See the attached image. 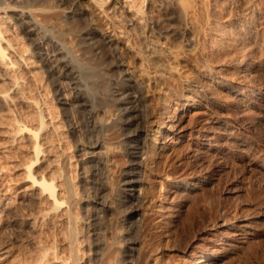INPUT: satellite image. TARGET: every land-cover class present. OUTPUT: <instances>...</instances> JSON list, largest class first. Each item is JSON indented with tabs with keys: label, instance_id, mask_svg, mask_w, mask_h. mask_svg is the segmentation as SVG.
Here are the masks:
<instances>
[{
	"label": "bare ground",
	"instance_id": "6f19581e",
	"mask_svg": "<svg viewBox=\"0 0 264 264\" xmlns=\"http://www.w3.org/2000/svg\"><path fill=\"white\" fill-rule=\"evenodd\" d=\"M15 8L21 9L19 15H16L17 13L15 14L12 10ZM172 11H174L178 17V25H176L175 28L179 31L181 30L183 33L189 30L192 32L194 39L192 38L193 41L191 46L188 44L187 46L179 40L177 41L176 38H172V36L169 38L165 36L162 37L158 31L155 30V25L158 24L164 26L168 30L172 27L169 24V21L173 19ZM101 14L106 19V23L109 25L113 34H118V36L124 34L125 38L123 40H121L123 36L122 38L116 39L115 35L112 36L107 32V29L102 25L105 19H101ZM70 15H77V18L73 20L74 25H76L74 28L72 27V29L67 28V24L65 23V21L70 18ZM34 22H37L36 24L38 25L43 24L44 26L48 24L59 26L63 30L66 27L68 30L65 35L70 36L69 38H71V36L74 37V32L76 30L78 32L79 30L82 33L79 47H84V52L89 53L91 58H98L100 55L106 56L102 59L100 65L103 66L107 72H111V70L115 68H117L116 70L123 68V71L125 70L126 72H124V74L131 76L130 79L123 78L122 80L121 78L119 85L111 90L112 92L110 91V94L115 97L116 100L115 101L113 98L112 101L114 102L112 103L114 108L120 112L124 111L115 124L116 126L120 125L122 131H125L126 137L134 142V145L129 144V148L132 149L133 152H127L133 156L138 154L143 137L151 141L149 150L150 155H147V161L144 167L147 169L148 175L154 172V174H156L157 170L155 171L153 168L156 164L160 165V157L166 151L168 142L171 141L174 136L183 139L186 136V132H189L187 135L196 138L195 147H193V150L190 152L192 160L196 163L205 158L206 155L208 157V154L227 157L230 155V145L233 143L243 144L245 142L241 137L242 135L240 136L234 127L235 125L244 127L243 125L246 123L244 124L243 119L245 121L246 118L242 119V117L246 114L248 115V109L257 108L260 110L253 119V127L256 128L264 123V0H171L168 3L167 0H88L87 2L84 0H0L1 111H6L9 107L11 109V105L14 102H18L24 105L23 107L25 108L36 107L39 112H42L41 108H38L39 106L37 107V105L40 104L35 101L38 98L35 97L36 95L34 96L35 92L32 95L27 91L28 96H26V89L31 87L32 84L34 85L36 83L35 85H37L40 81H35L38 76L36 77L33 73L35 64L33 60L32 62L30 60L31 58L28 55L29 50L21 47V43H18L19 38L17 39L15 36L16 28H20L21 33L30 40V32L34 31L30 30V27L32 25L34 26ZM82 22H85V26H83ZM61 39L55 41H62ZM46 41L53 43L54 39L47 38ZM52 45L54 46L53 52L57 55V58L54 59L61 63V70L62 68L64 69L62 75L66 76L68 73H75L77 69L72 67L73 65L71 62L63 61L64 59L61 60L58 58L59 55L64 54L63 50L61 51L60 48L54 44ZM36 46L35 44L34 48H36ZM37 51L35 54H40ZM47 55L49 56V53H47ZM88 73L89 71L87 74ZM103 73L105 74V72ZM91 75H93V72H91ZM108 80L112 82L115 79L109 77ZM73 85L75 86L73 88L75 95L72 101H75L78 106L82 107L81 112L84 113L83 111L85 110L83 109H86V97L88 96H86L87 94L85 93L86 95L84 97L82 93L83 90L80 92L81 89L77 88L78 81H74V78ZM152 86H157V89H159L157 90L158 92L164 90V95L167 99L171 98L170 95L172 93H181L186 96V103L181 107L180 115L177 114L178 117H176L175 114L174 121H171L169 118L171 124L166 125L169 119L166 121V118H164L168 108L165 101V103L159 101L162 102V104H158L160 106L158 109H156L158 106L155 104V110H158L159 114L158 117L149 115L147 116L148 119H146L144 123H141L142 121H140L139 115L142 110V104L145 102L146 98L143 91L146 90V93L150 94V87ZM36 88H34L35 91ZM173 94L172 96H175ZM30 96H34L36 99L33 100L34 97L32 98ZM123 105L125 107H123ZM149 106L153 107L154 105ZM36 109L34 110L36 111ZM112 111L113 108L110 107L108 113L110 114ZM47 112L49 113V110H47ZM86 112L87 111H85V113ZM45 113H36V116L25 118L26 120L21 115L24 120L21 122L17 121L21 118L16 120H14L15 118L13 120L11 118L10 121H7L9 119L6 118H0L2 120L0 121L1 139H3L2 136H4L10 147L22 144V146L19 147L20 150L25 149L30 155V158L27 157L29 160L23 161L21 165L23 179L20 178L21 183L20 185L18 184L19 187L15 189L16 191H13L14 196L9 195V192H5L6 190L0 191V264H85L84 262H86L84 261L86 256L82 254L83 250L82 252L80 250L82 249L80 248L82 243L85 241L83 239L84 237L80 238L81 228L79 229V223L83 219H80L81 217L78 216V214H80L78 213V211H80L78 210V206H80L82 202V199H80L82 197L79 198L80 194L78 193L79 195H77L78 191L75 189L76 183L73 182V174H71L73 172H70L72 164L71 169H69L71 156L65 155V147L60 149L59 147L61 145L56 146L55 142H53V135H55L57 131L55 129L56 127L52 124L54 119H50L52 120L50 121L49 118L51 115L49 117V114L46 113L45 115ZM150 114L152 115L153 113L150 112ZM188 114V117L193 119L194 123H191V120L187 121V123H190L187 127H180V125H178L177 132H174L173 130L177 126L175 122L177 121V123H180ZM30 115H32V113ZM13 116H15V114ZM89 116V119L87 118V132L90 133L91 137H89V140H91L95 134H98V132L101 133V131L103 132L102 127L103 129L107 127L104 128V126H101L100 129V127H98L100 123L96 124L97 122L93 120L95 116ZM25 117L27 116L25 115ZM189 118L188 120H190ZM5 119L6 121H4ZM1 122H5L6 124L4 123V126H1L3 125ZM116 126L114 125V127ZM183 126L185 125L183 124ZM248 126L249 125H247V127ZM111 130L112 129H110V132ZM170 132L173 133L172 137ZM114 133H116V131H114ZM110 135L109 138L112 139L113 134ZM109 138H99L98 136L95 140L92 139L88 142V147L107 148L108 145H110L112 147L109 146L107 149L115 148L113 142L110 141ZM56 143L58 144L59 142L56 141ZM110 151L109 153H111L112 156L115 155L113 154L115 152ZM19 152L21 153V151ZM115 160L113 161L114 163L112 162L114 167L117 166V162H119L120 159H117V162ZM189 160L191 161V159ZM101 162L102 161H100V163ZM109 162L107 163L109 164ZM188 163V166L191 165ZM257 164L264 169L263 159L262 161H258ZM198 165L200 166V163ZM18 166L21 167L20 165ZM95 166H91L90 168H93V171L92 173L91 171L89 172L93 178L91 184L93 185L92 190L94 194L90 197L89 192L88 196L91 198L92 202L101 206V211L106 212L109 205L107 204L108 201L103 200V198L108 193L110 186L113 188L114 182L112 181H114L116 177L112 179V176H109V172L111 171L109 169L110 171L105 173L106 176L108 174L107 181H105L106 176L103 177V172L100 173V170L103 169L99 167L100 165L97 166L99 168ZM19 169L20 168H18V170ZM209 169L210 167L208 171ZM114 170L116 171V168H114ZM113 171L110 173H113ZM135 174L137 173L134 171L124 172L123 185H127L130 188L140 183V181L134 179ZM203 182H205V180L203 181L202 177H199L197 174L189 180L179 181L175 187L180 191L192 192L196 191ZM219 187L220 186L217 188ZM112 188L111 190H113ZM129 210L130 214H134L139 211V208L133 204ZM170 210L173 211V209H169V211ZM160 218L162 219L161 216ZM168 218L169 216L167 219ZM225 219H220V222H214L215 225H213L212 228L203 230L205 233H203L204 238L208 240L206 242H211V244L214 242V237L219 234H224L223 230H227L224 231L225 235L222 237L225 244L221 241L223 243V246H221L222 248L211 254H204V259L201 261H198L200 255L196 254L194 257L195 260H197L196 264H213L217 257H219V254L225 255L228 253L227 251L229 250L225 247L234 249L236 243L244 244L247 241V236L253 235L254 224L252 225V222L248 219L243 218L238 220L237 218L238 221L235 223H233L234 221L228 222L229 220L227 221ZM114 220L117 223V219L115 218ZM111 224L112 221L108 226L110 227ZM81 226L82 225H80V227ZM95 227L92 229L95 231L93 234L98 235L100 232L98 233L99 230ZM9 228H11L12 231H17L19 234V236H17L14 232L16 234L15 236H17L16 240H13V233V235H11L13 239L8 235L12 232L7 233V229ZM115 231L113 234L117 233V231ZM21 237L27 239L26 241L24 238L27 242L26 248V245L24 248L18 245V247L16 245L14 246ZM204 238H201V240ZM80 239H83L82 243ZM113 239H117L118 241L116 237H113ZM136 241L137 240L131 241L130 244L136 245L138 243ZM96 242L95 245L100 246L98 241ZM142 243L144 242L142 241ZM116 244L118 245V242ZM109 245L112 247V245L115 244L110 243ZM246 245L248 247L249 242H247ZM144 246L147 247L148 244ZM116 247H113L114 250L106 247L108 253H106V250L103 252L106 258L105 260H101L102 264L119 263V259H116ZM133 249L134 248H130V250ZM140 249V251H142L143 248L140 246ZM150 249L154 250L151 247ZM158 250L155 251L158 253ZM155 251L152 254V258L153 255L157 254ZM113 252H115V254ZM145 252H143V254ZM150 252H146V257L150 258L148 256V254L151 256L152 252ZM104 255L102 258H104ZM141 257L145 258L144 255ZM153 260L155 261V259ZM157 260L160 261V258L158 259L157 257ZM154 264H156V262H154Z\"/></svg>",
	"mask_w": 264,
	"mask_h": 264
},
{
	"label": "rangeland",
	"instance_id": "374dc122",
	"mask_svg": "<svg viewBox=\"0 0 264 264\" xmlns=\"http://www.w3.org/2000/svg\"><path fill=\"white\" fill-rule=\"evenodd\" d=\"M84 1L87 2L88 0H84ZM170 1L167 0V3ZM12 10L15 12V14L17 13L16 15H19L21 12L20 8H15ZM172 12H173V16H172L173 19L170 20L171 23L169 21V24L172 27L168 30L164 26L158 24V25H155V30L158 31V33L162 37L165 36L166 38H169L172 36V38H176L177 41L179 40L181 43H184L186 45L188 44L189 46H191L192 41H193L192 38L194 37L192 35V32L189 30L186 33H183L181 30L180 31L177 30V28L175 27L176 25H178L177 23L178 17L176 16L177 14L174 11ZM100 17L103 20L105 19L102 14L100 15ZM76 18H77V15H70V18H68V20L65 21V23L67 24V28L72 29V27L73 28L75 27L76 24L74 25L73 20ZM36 23L34 24V26L32 25L30 27V30H34L33 32H30V40H28L27 36H24V34L21 33L20 28L19 29L16 28L15 36L17 37V39L19 38L18 43L19 44L21 43L22 45L20 46L25 48L26 50L27 49L29 50V52L28 51L27 52L31 58L30 60L31 62L33 60L35 64L33 68L36 73L34 72V70H33V73L35 74L36 77L38 76L37 77L38 79L35 77L36 78L35 81H40L37 84L38 86L35 85L36 83L34 82L35 87L32 84L31 85V87L33 86L32 88L29 87L26 89V93H27L26 96H28V92L29 94H32V95L35 92L34 96L36 95L35 97H38L37 98L38 100L34 96H30V97L32 98L34 97L33 100L36 99L35 100L36 103L39 102L38 104L40 105H37V107L39 106L38 108H41L42 112H39L38 109H36V107L35 108L26 107L25 108L23 107L24 105L18 102H14L15 104L17 103L18 104L15 105L13 103L14 105L13 104L11 105V109L10 107L6 109V111L4 110L1 111L0 109V118L2 117V119L4 118L9 119L7 121H10L11 118L12 120L14 118H15L14 120L21 118L17 120L21 122V121H24L22 117H24V119L25 118L27 119V118H31L36 113L43 114L46 112L47 114H49V117L51 115L49 120L54 119L53 120L54 122L52 120L50 121H52L53 126L56 127L55 129L58 132L54 130L56 131V134L53 135V138H54L53 142H55L56 146L61 145L59 147L60 149H63L65 147L66 149L65 151L67 153L64 151L63 152L65 153V155H68L69 157L71 156L70 157L71 163L69 162L70 163L69 169H71V164H72V169L70 170V172H73L71 174H73L72 175L73 182L76 183L75 189L78 191L77 195L79 194L81 195V196L79 195V198L82 197L80 198L82 199L81 200L82 202L80 206H78L80 208V209L78 208V210H80L78 211V213H80L78 214V216L81 217L80 219H83L80 221V223H83V224L79 223V229L81 228V231L80 230L79 231H80V234L82 235V237L80 235V238L84 237L83 239L85 240L82 243L83 239H80L82 243V245L80 243L81 245L80 248H82L80 250L81 252L83 250L82 254L86 256L84 258V261H86L87 263L86 262L84 263L85 264H89V263L90 264H100V263L102 264L101 260H105L106 258L103 253L106 250V247H108V249L109 248L113 249L114 246L115 247L117 246L115 249V252L117 253V256H118V257L116 256V259H119L118 260L119 263L117 262L118 264H143V263L144 264H154V262H156V264L157 263L158 264H196L197 260H195L194 258L196 254L200 255V258L198 261H201L204 259L203 258L204 254L206 253L211 254L215 251H218L222 248L221 246H223V243L225 244V242H223L222 240V237L223 235H225L224 231H227V230H223L224 234H219L218 236H216L218 238L214 237L213 239L215 243L213 242L212 244L211 242H206L208 240H205L204 235H203L204 233L203 230L207 228L208 229L212 228L213 225H215L214 222L218 223L221 220H224L225 218H226L225 220L227 221L229 220L228 222L234 221L233 223L244 218L252 222V225L254 224V233L253 235L247 236V239H246L247 241L245 242L246 244L247 242H249L248 247L245 243L244 244L236 243L234 245L235 246L234 249L231 247L229 248L225 247L230 252L227 251L228 253H226L225 255L219 254V257H217L216 261L213 264H264V169L261 168L257 164L258 161H262V159L264 160V123H262L260 126H257L256 128L253 127L252 125L253 119L257 116L260 110L257 108L248 109L249 110V112H247L248 115L246 114L247 116L244 115V117H242V119L246 118L247 120L246 122V120L244 121L243 119L244 124L246 123L245 125H243L244 127L235 125L234 129L236 130L237 133L240 134V136L242 135L241 137L242 139H244L245 142L243 144L233 143L232 145H230L231 149H230V155L227 156L228 158L221 157L219 155L208 154V157L206 155L205 158H203L204 162L202 159L194 163V160H192L190 152L191 150H193L192 148L195 147L196 138H193L190 135H187L189 134V132H186L185 138L180 139L178 136H174L171 139V141L168 142L169 147L167 146L166 151L162 154V156L164 157L161 156L163 159L160 157V161H159L160 165L156 164L157 168H156V165L153 168L155 171L157 170L156 174H154L155 173L154 172L153 173L154 175L153 174L148 175L149 173L147 169H145L144 167L147 161L146 160L147 155H150L149 150H150L151 141L148 138L143 137L142 144L140 145L139 150H138V154L133 156L127 152H130V153L133 152L132 149L129 148V144L134 145V142L130 141L126 137L125 131H122V129L120 128V125L117 124L119 126L118 127L115 124L117 122V119L119 120V116L123 114L124 111L120 112L119 110H116V108H114V106L112 105V103L114 102L112 101H113V98L115 100V97H113L110 94V91L115 89V87L119 85V81H121L120 80L121 78L122 80L123 78L130 79L131 76H129L128 74H124L125 70L123 71V68L118 69V70H116L117 68H115L114 70H111V72L110 71L107 72L106 69L100 65L102 63V59L106 56L100 55L98 58L97 57L91 58L89 53L84 52L83 51L85 50L84 47H79L81 43L80 38L82 34L79 30L78 32L77 30L74 32V37L71 36V38H69L70 36L65 35L68 30L66 29V27L63 30L59 26L57 27L55 25H50V24L44 26L43 24L38 25ZM72 23H73V26H72ZM103 23L104 24L102 25L107 29V32L111 34L112 36H114L115 33L113 34L109 25L106 23V19L103 21ZM82 24L83 26H85V22H82ZM116 35H115L116 39L122 38V36L123 38L121 40L125 38L124 34H122V36H118V34ZM58 36L59 37L61 36V37L59 38ZM47 38H53L54 39L53 43L51 42L49 43V41L47 42L46 41ZM57 39H61L62 41L56 42L55 40ZM62 42L63 43L65 42V43L63 44ZM34 43L37 45L36 48H34L35 46ZM52 44L60 48L61 51L63 50L64 54L59 55L58 58L61 60L64 59L63 61L71 62V64L73 65L72 67L77 69L75 73H68L66 76L62 75L64 72V69L62 68L63 70L62 71L61 66H60L61 63L59 61H55L56 59H54V58H57V55L55 52H53L54 46ZM36 51L39 52L40 54L36 55L35 54ZM47 53H49V56L47 55ZM100 66H101V69H100ZM88 71L89 73L87 74ZM91 72H93V75H91ZM103 72H105V74ZM108 75L111 78L113 77L115 80H113L112 82H109ZM73 78H74V81L75 80L78 81L77 88L81 89L80 92H82L83 90L82 93L84 97L86 94H87L86 96H88L86 97L88 100V102L86 100V107H85L86 109H83L87 111L86 113L85 111H83L84 113H82L81 112L82 107L78 106V104H76L75 101H72L73 96L75 95V92L73 90V88L75 87L73 85ZM109 83H112V84H109ZM34 88H36V91ZM157 90H159L157 89V86L150 87V94H147L146 90L144 91L142 90L146 98H145V102L142 104L143 105L141 108L142 110L139 115L140 121H142L141 123H144L146 119H148L147 116L149 115L153 117L159 116L158 110H155L156 106H158L156 108L158 109L160 107L159 105L162 104V102H159V101H163V103L166 102L165 104H167L166 105L168 107L166 111L167 113H165L166 116L164 115V118H166L165 119L166 121L169 118L171 119V121H174V115L176 114V117H178V115H180L181 107L186 103V98H185L186 96L181 93H178L180 95H178L177 93L176 94L172 93L175 96H172L171 94L170 95L171 98L167 99L165 98L164 90H162L161 92L159 91L161 95ZM163 96L165 99L163 98ZM155 104L157 105L155 106ZM149 105H154V106L152 107ZM13 106H16V107H13ZM110 107L113 108V111L109 114L108 109ZM123 107L125 106L123 105ZM34 109H36V111ZM150 109L151 110L153 109V110L151 111ZM47 110H49V113L47 112ZM168 110L169 111L171 110L170 111L171 113ZM150 112L155 115L153 114L151 115ZM31 113L32 115H30ZM14 114L16 117L13 116ZM25 115L27 117H25ZM89 115H92L93 117L95 116L93 120L97 122L96 124L100 123L98 124V127H100V129H101V126H104V128L107 127L106 129H103L102 127L103 132L102 131L101 133L98 132V134H95V136H93L92 139L95 140L98 136L99 138L100 137L109 138V136H111L110 134H113V138H112L113 140L110 138L109 139L110 141L113 142L114 144L113 146H115V148L113 147L114 149L113 148L107 149L110 145H108L107 148L88 147V142L92 140L91 138H90L91 140H89V137L91 136H90V133L87 132V121L89 119L88 117H90ZM188 116L189 114L185 116L182 119V121H180V123H177V121L175 122V125L177 126L174 128L173 130L174 132H177L178 125H180V127H187L190 124V123H187V121H191V120H192L191 123L192 122L194 123L193 119L189 118ZM188 118L190 120H188ZM6 119L4 121H6ZM170 119L168 120L166 125L171 124ZM0 121L2 120L0 119ZM4 123L1 122V124H3L1 126H4ZM7 123H10V122H7ZM101 124H104V125H101ZM183 124L185 126H183ZM114 125L116 127H114ZM247 125H249L250 127L249 126L247 127ZM245 126H246V130H245ZM238 127H239V130H238ZM109 128L112 129L111 132ZM114 131H116V133H114ZM170 133L172 137L173 133L172 132ZM56 135L59 137H57ZM2 138L3 139H1L0 137V147H2L0 148V151H1L0 152V191L6 190L5 192L7 193L9 192V195L12 196L14 193L13 191H16L15 189L19 187L21 183L20 180L23 179V175L21 174L22 173L21 165L23 164V161L29 160L28 158H30V155L27 153L25 149L20 150L19 147H21L22 144L21 145L17 144L19 146L15 145L14 146L15 148L13 146L10 147V145L7 144L8 143L7 139L4 136H2ZM55 138L58 140H56ZM102 140H105V139H102ZM56 141L59 143L57 144ZM16 146L19 148V151H21L22 154L18 151V148ZM109 151L115 152L113 154H115L117 157L115 155L112 156V154L109 153ZM16 153H17V156H16ZM188 158L191 159L192 162ZM117 159H120L119 162H117L118 161ZM114 160L117 162L118 167L117 166L114 167V164H113ZM100 161H102L103 164L102 162L100 163ZM107 162H109V164ZM187 163L191 165L188 166ZM199 163H200V166L198 165ZM213 164H214V167H213ZM18 165H20L21 167H19ZM98 165H100L99 167L103 169V170L99 169L100 173L103 172V175L101 174L103 177L106 176L105 173H108L110 170H111L110 172H112L114 168H116V171L114 170L115 172L114 171L113 173L109 172V176L111 175L112 179L116 177V179L112 181L114 182L115 186L114 184H113V188L110 186V189H109L110 193L108 191V193L105 195L107 200L105 197L103 198V200L108 201L107 204L109 205L108 208L106 209V212L101 211V206L98 205L97 203L92 202L90 198L94 194L92 190L93 185L91 184V181L93 179L91 176L93 168H90V167L91 166L97 167ZM208 165H211V166H208ZM209 167L210 169L208 171ZM18 168L20 169L18 170ZM90 171L91 173H89ZM129 171H134L135 173H137L134 176L135 178L134 177L133 178L136 179L137 181H140V183L135 184V187L129 188V186L123 185L124 184L123 174L124 172L126 173ZM197 174L199 177H202L203 181L205 180V182L200 184L199 188L196 191H192V192L180 191L175 187L179 181L189 180L192 177L196 176ZM107 176L105 178V181H107ZM115 181L117 184L115 183ZM218 186L220 187L217 188ZM111 188L115 190L113 191L111 190ZM89 192L91 195L89 194ZM88 194L90 197L88 196ZM87 201H90V202H87ZM133 204L139 208V211L137 213L130 214L129 209H131V206ZM169 209H173V211L170 210L171 211L170 212ZM160 216L162 217V219L160 218ZM168 216L169 218L167 219ZM115 218L117 219V223L114 220ZM106 221L108 224H110L112 221V224L110 225V227L108 226ZM80 225L82 226L80 227ZM95 226L99 230L98 233L100 232L98 235L93 234L95 231L92 229ZM100 227H101V230H100ZM110 228L112 230L116 228L115 230L117 231V233L113 234L115 230L112 231ZM9 229H7V233H10L12 231L11 228ZM14 232L15 230H13L8 235H10L11 237V235L14 234L13 235L14 237L12 236L14 239L12 237L11 238L13 240H16V237L19 236V234L16 231L15 233L17 234V236H15L16 234ZM113 237L118 238V241L117 239H113ZM200 237L204 238L202 239L203 241L201 240ZM24 238L21 237V239H24ZM25 239L21 240V242L19 240L17 244H14V246L18 245L24 248V246L26 245L25 246L26 248L27 239L26 241ZM96 239H99V240H96ZM95 240L98 241V244H100V246L95 245L97 243ZM135 240H137L136 242L138 243L136 245H131L130 244L131 241H135ZM142 241L145 244L142 243ZM115 242L116 243L118 242V245ZM110 243L115 244V245H112L111 247L109 245ZM146 244H148L147 247L149 248L144 246ZM140 246L143 249L144 248L145 249L144 250L142 249V251H140L141 250ZM150 247L153 248L154 250L150 249ZM239 247L240 248L243 247V248L240 249ZM130 248H134V249L130 250ZM146 248L149 250H147ZM145 250L148 253L152 250L151 251L152 253L150 252L151 256L150 254H148L150 258L146 257L147 255H145L146 254ZM155 250L156 251L158 250L159 252L157 253ZM154 251L157 254L153 255V258H152V254ZM115 252L113 253L115 254ZM143 252L145 253L143 254ZM106 253H108V251ZM103 255H104V258H102ZM142 255H144L145 258H142L141 257ZM157 257L158 259L160 258V261L157 260ZM141 258H142L143 263L141 261ZM153 259H155V261Z\"/></svg>",
	"mask_w": 264,
	"mask_h": 264
}]
</instances>
